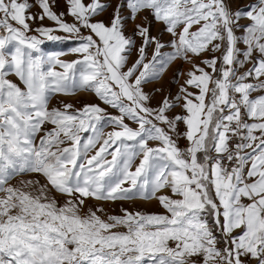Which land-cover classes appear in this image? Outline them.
Instances as JSON below:
<instances>
[{"label": "snow or ice", "instance_id": "1", "mask_svg": "<svg viewBox=\"0 0 264 264\" xmlns=\"http://www.w3.org/2000/svg\"><path fill=\"white\" fill-rule=\"evenodd\" d=\"M64 2L66 12L57 14L50 0H35L40 11L31 14L29 0H0V264H264V94L252 97L264 93V0L236 11L228 0H121L109 23L93 21L108 7L101 0ZM145 11L166 26L170 45L136 23ZM45 18L56 27L41 25L29 35V21ZM245 18L250 23L241 25ZM129 20L134 30L126 35ZM193 25L199 27L190 32ZM41 36L76 37L71 52L80 58L45 54ZM168 46L173 50L163 52ZM206 52L211 58L201 63L211 73L192 61ZM178 58L192 63L185 84L199 94L181 86L174 99H183L187 114L169 118L176 103L165 97L150 107L143 85ZM246 63L252 67L237 75ZM82 90L119 115L96 104L75 112L70 103L49 108L55 94ZM177 122L186 126L183 150L173 138L181 135ZM108 125L113 130L104 137ZM25 173L47 183L8 184ZM49 186L67 197L63 205L48 195ZM165 188L171 196L157 195ZM153 198L167 214L122 208V215H109L102 204L86 205Z\"/></svg>", "mask_w": 264, "mask_h": 264}, {"label": "rangeland", "instance_id": "2", "mask_svg": "<svg viewBox=\"0 0 264 264\" xmlns=\"http://www.w3.org/2000/svg\"><path fill=\"white\" fill-rule=\"evenodd\" d=\"M20 2H23V0H20ZM89 2H91V0H84V3H86V4ZM101 2L107 4L108 7L105 9V11L96 15L93 18V21L94 22L95 21H103L105 23H109L116 5L118 3H120L121 0H101ZM228 2L230 4L231 9L233 11H236L238 9L247 10L249 5L256 3V0H228ZM29 3L33 4V7H31L28 10L29 13L38 14L40 10H39L38 6L35 4V0H29ZM50 3L52 4L53 11L56 12L57 14H59L60 12H66V6H65L64 0H50ZM123 14L128 15V10L126 7L123 9ZM145 16L148 17L147 21H144ZM63 19H65V21L68 23L73 22V18L71 16L66 15L65 17H63ZM142 21L145 23V26L150 27V33L152 36L157 37L162 43H164L166 45H170V42L173 39V37L171 36L170 33H168L165 30L166 26L163 23L155 21L154 18L151 16V14L148 13L147 11L139 14V18L137 19L136 23H140ZM29 23L33 29L32 32L28 33L29 35H38V33H36L34 30L41 25H43L44 27H52V28L56 27L54 22L48 20L47 18H45L43 21H39V20L29 21ZM248 23H250V21H248L246 18L240 20L241 25H247ZM13 24H14V22H13ZM198 27H199L198 25H193V27L190 29V32L196 31V29ZM133 30H134V23L131 20H129L126 24L125 34L131 35ZM177 31H180L179 27H178ZM81 33L83 35H87L88 30L81 29ZM53 35L61 36V37H68L67 33H64L61 31H55V32H53ZM236 35L237 36L242 35V30L237 29ZM39 38L44 40V43L40 47H41L42 51L47 55L61 54V55H59L58 58L62 61H65V62L77 60L80 58L78 54L71 52V48L78 46V40L76 37H72V38H68V39H64V40H59V41H49L46 39V37H42V36ZM136 43H137V45H139V43H140L138 38H137ZM237 46L240 49H244V47H245L243 45V43H239ZM153 50H154V45L147 49V54H148L147 58L148 59H151ZM172 50L173 49L170 46L162 49L163 52H171ZM211 54L212 53H210V52H206V54H205L206 58H210ZM136 55H137L136 51L133 50L132 54L129 56V60H128V64H127L128 67H130L131 64L134 62ZM216 55L219 56L220 53H216ZM190 56H191V54H190ZM196 58L197 57L192 56L193 60H198V58L197 59ZM241 59H242V57H241ZM145 62H147V60ZM203 67L206 68L205 65ZM218 67H219V64H218ZM250 67H252V64L246 63L244 65V67L239 68L238 71L243 73L244 71H246ZM54 70L55 71H62V69L59 66H56ZM125 70H127V69L125 68ZM196 74L199 75V73H196ZM214 76H215V74H214ZM178 77H179V68L175 69L171 78L165 79L164 78V72H163L159 79L153 80L150 83H146L143 85V91L150 96V101H149L150 107L157 108L161 104L162 100L165 97H168L170 101H172L173 103H176V106L171 108L167 112V115L169 116V118H172L176 115H186L187 114L184 111V109L181 107V105L183 104V99H181L179 102H176L174 99L178 94H181L180 93L181 86L186 87L189 92L199 94V92H197L198 89H196V91H195V87H189L185 84V80L188 79V76L182 82H178ZM8 78L10 80H12L14 83H17V84L20 83L18 78L15 77V75H10ZM20 86L23 87V85H20ZM156 89H159V91H156ZM261 94H264V93H259L257 95H261ZM257 95H252V97L254 98ZM208 102H210L209 96L207 98L206 103H208ZM63 103H70L73 105V108L69 109V112H75L77 109H81L85 104H90V105L96 104V105H99L101 108H104L106 110V112L111 116L119 115V112L116 109L111 108L108 105H105L99 99V97L96 96V94L93 91H83L82 90V91H77L75 94H72V95L55 94L49 102V108L57 107V108L62 109ZM125 123L129 124L130 127H133V128L137 127V125H135L133 122L128 121V120H125ZM49 127H51V126L49 125ZM112 130H113L112 125H108V126L104 127L103 128L104 137H106L107 134L109 132H111ZM185 131H186V126L182 122H177V132L180 133L181 135L180 136L174 135L173 138L176 139V141L178 142L179 148L181 147V145L185 144L184 141H181V140H186L182 135ZM89 135H91L90 132L82 133V136L85 140L87 139V137ZM100 143H102V140L100 141ZM100 143H98L96 145V148H93L88 153L89 156L95 154V151L99 148ZM149 143L151 146H156V144H157V142H153V141H150ZM113 148H115V145H113V147L110 148L109 151L113 150ZM108 159H111V157L109 156ZM138 162H139V157L134 162V164L138 163ZM133 170H134V168H133ZM22 181H39L40 184H46L47 183L46 179L41 174L25 173V174H19V175L14 176L8 182V184L11 186H14V187H23V185L21 183ZM24 190L28 191L30 189H24ZM2 195L3 194L0 193V196H2ZM48 195L51 198H54L58 205H63L67 200L66 196L56 192L54 189H51V186H49ZM243 202L248 203L249 201H247V199L245 198L243 200ZM151 203L149 200H141V199L127 200V201H115V202H97L94 200L86 201V205H88V206L102 204L103 207L105 208L106 213L109 215H122L123 214L121 212L122 208L128 209V211H130V212L139 211V212H142L145 214H162L161 211L153 208V205ZM98 215H101L102 219L106 218V216L101 214V213H98ZM118 230L119 231H125V229H123V228L118 229Z\"/></svg>", "mask_w": 264, "mask_h": 264}, {"label": "crops", "instance_id": "3", "mask_svg": "<svg viewBox=\"0 0 264 264\" xmlns=\"http://www.w3.org/2000/svg\"><path fill=\"white\" fill-rule=\"evenodd\" d=\"M206 53H204L201 57L198 58V60H193L194 63L196 64H200L201 67H203L204 65L201 63V59L203 58H206ZM190 55V54H189ZM212 55V54H211ZM211 55H210V58H211ZM197 59V58H196ZM206 67V66H205ZM179 68V77H178V82H182L186 77H187V72L190 71L192 69V63H190L189 61L187 60H184V59H176L174 60L164 71V78L167 79V78H171V76L173 75V72L175 71V69H178ZM204 68V67H203ZM206 71L208 72H212V70L210 68H205ZM181 73H183L181 75ZM214 75V74H213ZM215 75H218V74H215ZM209 87H212V84L210 83L209 84ZM197 88H195V91H196ZM197 92H199V90H197ZM207 98L208 96L206 95V98H205V102H207ZM251 122V121H250ZM181 141H184L185 143H188V141L186 140H181ZM153 142H156V141H153ZM158 143V142H157ZM177 145H178V142H177ZM189 145V144H188ZM179 147V146H178ZM181 149V147H180ZM202 156H203V153H198V157L202 159ZM157 195H169L171 196V191L170 189L168 188H165V189H162L160 190ZM173 199H179L180 197H176V196H173L172 197ZM150 203L153 205V208H155L156 210H159L161 211L162 214H166V210L159 204L158 200H156L155 198L149 200Z\"/></svg>", "mask_w": 264, "mask_h": 264}, {"label": "built area", "instance_id": "4", "mask_svg": "<svg viewBox=\"0 0 264 264\" xmlns=\"http://www.w3.org/2000/svg\"><path fill=\"white\" fill-rule=\"evenodd\" d=\"M240 74H242V72L237 71V75H240ZM246 82H254V81H252L251 79H249V81H246ZM257 94H259V93H252V95H257ZM249 122H250V121H249ZM188 146H189V145H188L187 143H185L184 145H181V149H182V150H183V149H186ZM212 155H215V153L213 152ZM245 171H246V170H245Z\"/></svg>", "mask_w": 264, "mask_h": 264}]
</instances>
